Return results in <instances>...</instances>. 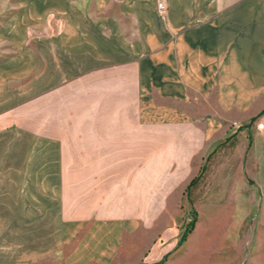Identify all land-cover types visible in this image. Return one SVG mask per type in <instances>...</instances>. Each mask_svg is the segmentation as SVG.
<instances>
[{
  "label": "crops",
  "instance_id": "0c3cea01",
  "mask_svg": "<svg viewBox=\"0 0 264 264\" xmlns=\"http://www.w3.org/2000/svg\"><path fill=\"white\" fill-rule=\"evenodd\" d=\"M56 1L49 13L64 17L48 37L27 25L24 7L0 26V264H56L62 254L59 264L111 263L113 249L100 242L110 248L119 222L80 238L84 224L72 230L60 216L73 185L66 177L104 188L99 179L119 176L121 158L142 161L150 175L151 142L120 157L121 133L175 132L166 148L193 140L198 95L215 97L206 130L226 127L232 114L246 123L245 135L209 152L244 145L246 174L264 193V132L249 126L264 114V0H84L95 20L75 27L69 0L58 9ZM105 74L114 86H103Z\"/></svg>",
  "mask_w": 264,
  "mask_h": 264
},
{
  "label": "rangeland",
  "instance_id": "374dc122",
  "mask_svg": "<svg viewBox=\"0 0 264 264\" xmlns=\"http://www.w3.org/2000/svg\"><path fill=\"white\" fill-rule=\"evenodd\" d=\"M49 2L0 0V10H4L0 12V26L8 23L14 9L24 7L27 9L24 13L29 16L27 25L39 27L40 38L48 37L64 17L57 12L49 13ZM59 3L57 0L56 9ZM68 3L67 16L73 27L85 20L89 23L95 20L96 12L92 6L86 8V1L69 0ZM105 75L103 86H114L111 74ZM100 98L106 100L104 95ZM194 99L193 118L199 123V131L185 130L193 140L187 136L189 139L183 143L166 148L161 141L166 135L172 140L175 132L152 128L145 132L141 129L134 137L121 133L120 155L128 151L139 153L145 142H151L150 175L145 174L142 161L135 162L133 167L132 160L121 158L119 176L107 178L103 183L99 179L98 184L104 188H83L79 177H66L73 185L64 190L60 216L72 221V230L81 226L74 223L84 224L80 238L84 239L86 230L99 223L119 222V235L109 237L110 248L100 242L105 250L114 251L109 264H264V193L262 188L259 191L253 186L246 174L249 159L243 160L244 145L234 151L219 144L209 152L226 136L230 141L239 134L245 135L246 123L232 114L226 127L206 130V116L213 115L215 97L198 95ZM253 117L249 126L258 130L264 114L256 113ZM71 154L67 152L66 156ZM170 154L176 159L168 158ZM197 170L200 172L195 176ZM198 176L200 181L191 203L186 190ZM193 211L197 214L195 228L179 244L193 220ZM63 258V254L58 256L55 263H61Z\"/></svg>",
  "mask_w": 264,
  "mask_h": 264
},
{
  "label": "trees",
  "instance_id": "16d2710c",
  "mask_svg": "<svg viewBox=\"0 0 264 264\" xmlns=\"http://www.w3.org/2000/svg\"><path fill=\"white\" fill-rule=\"evenodd\" d=\"M199 181H200V176L196 177L193 180V182L189 185V187L187 188V190H186L187 197L191 201V203H192V200H193L192 199V196L194 194V191H195V189H197L195 187H197ZM193 213H194L193 214V220L190 222L189 227H188L187 231L183 234V236H182L179 244H182L186 240V238L189 235V233L195 228V225L197 223L196 222L197 221V214L194 211H193Z\"/></svg>",
  "mask_w": 264,
  "mask_h": 264
},
{
  "label": "built area",
  "instance_id": "2783aa9c",
  "mask_svg": "<svg viewBox=\"0 0 264 264\" xmlns=\"http://www.w3.org/2000/svg\"><path fill=\"white\" fill-rule=\"evenodd\" d=\"M158 11H159V14L161 17H165L167 15V12H168L166 4L163 2H159ZM258 130L264 132V119L261 120L260 124L258 125Z\"/></svg>",
  "mask_w": 264,
  "mask_h": 264
}]
</instances>
